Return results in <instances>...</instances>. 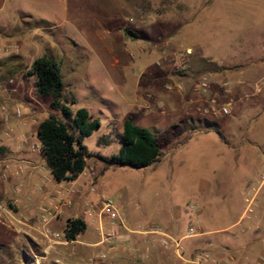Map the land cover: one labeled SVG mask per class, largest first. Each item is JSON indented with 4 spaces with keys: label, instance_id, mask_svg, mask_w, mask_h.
I'll use <instances>...</instances> for the list:
<instances>
[{
    "label": "rangeland",
    "instance_id": "obj_1",
    "mask_svg": "<svg viewBox=\"0 0 264 264\" xmlns=\"http://www.w3.org/2000/svg\"><path fill=\"white\" fill-rule=\"evenodd\" d=\"M140 13L147 15L148 23L158 19L148 32L140 28ZM125 27L135 34L122 31ZM161 29L164 35H159ZM178 32L187 37L181 47L168 41ZM259 34H264V0H0V241L7 244V255L17 261L24 242L28 247L32 244L34 259L40 264H90L88 259L104 249L92 245L99 236L86 218L87 228L76 242L49 243L48 253L43 252L45 238L36 229L43 204L33 218L16 201L25 192L27 172L36 168L49 175L37 138L38 123L49 113L65 121L61 109H51V96L37 92L35 77L29 74L32 61L43 55L60 66L64 84L61 102L72 114L86 108L100 122L97 130L83 138L88 154L83 172L73 181H61L56 189L80 186V204L101 195L113 198L131 229L157 224L180 237L198 220L204 226L201 231L208 233L182 240L185 259L196 252L213 255L207 238L221 241L228 235L226 231L242 230V238L250 241L256 224L253 220L264 216V203L254 199L248 207L241 189L250 181L254 187L264 185V163L255 160L252 147H248V159L238 160L219 142L215 126L218 124V131L223 126L225 132L234 133L239 126L247 130L260 124L264 127V110L257 115L253 108L240 113L228 108L223 114L219 112L223 101L214 96L194 111L195 107L182 101L175 106L164 104L159 94L175 103L181 92L172 85H199L201 81L219 85L218 80L212 83L207 73L198 70L203 67L201 62L216 71L224 61L237 60L239 52H253L256 48L251 40ZM12 55L21 59L12 60ZM191 55L201 59L193 62ZM212 99L218 112L210 109ZM253 114L257 120L248 121ZM189 116L209 118L214 124L198 127ZM126 117L157 136L177 125L159 161L143 168L105 167L102 157L116 154L122 144ZM193 130L197 131L190 135ZM2 138L16 151L27 146L34 152L37 166L19 160L20 153L9 154ZM201 181L209 183L204 210ZM169 214L177 215L170 228L163 223ZM145 245L150 246L145 264H190L142 233L124 231L114 250L135 248L140 262ZM232 254L234 251L227 256L230 261L236 259Z\"/></svg>",
    "mask_w": 264,
    "mask_h": 264
},
{
    "label": "crops",
    "instance_id": "obj_2",
    "mask_svg": "<svg viewBox=\"0 0 264 264\" xmlns=\"http://www.w3.org/2000/svg\"><path fill=\"white\" fill-rule=\"evenodd\" d=\"M146 16L147 15H142V13H140L139 21L141 23H139V25L141 24L140 28L145 29L148 32V29H151V27L156 25L153 22H157L158 19L154 21L151 20L152 22L148 23L145 19ZM136 22L137 21H134V24H136ZM123 30L124 28L122 29V31ZM182 31L185 32V29L183 28ZM164 34V31H162L161 29L159 31V35ZM174 37L172 36L168 39V41L170 42L171 40L172 42L178 43L180 47L183 46L184 41L187 40V37L180 33L179 35ZM253 38L254 39H252L251 42L256 48L253 52L252 50L248 52H239V58L237 60L232 62L224 61L222 64H220L221 67L216 71L207 69L206 67H204L205 64L203 63V61L201 62L203 67H200L198 70L207 73L208 79L212 80V83H216V81L218 80L219 85H207L205 89H202L199 88L198 85H190V83L184 82V85H180L182 87L181 90L177 88V85H172L174 89H176L178 92H181L179 99L174 103L170 99L163 98L162 94H159L160 101H162L164 104H172L174 106L177 103H180L179 101H182V104H185L186 106L187 104H189L193 107V109L195 107L194 111H196V106L198 109L200 105L206 103L211 97L215 96L217 99H221L223 101V105H227L229 111L231 112L233 111L235 113H240L248 110L249 108H253V111L255 113L257 111V115H259V111L264 110V34H259L258 36H255ZM189 57L191 60H193V62L199 61V59H201L199 55H191ZM161 72L165 73L164 71ZM167 88H169V86ZM262 114L264 116V111ZM257 117L258 116H254L253 114L248 118V121H253L255 119L257 120ZM187 118H192L194 120L203 119L205 117L189 116ZM245 128L239 126L237 128L238 131L234 133L225 132V127L221 126L219 130L220 134H218L217 136L218 140L226 147V149L232 151L233 154L237 156L236 158L238 160L245 161L246 159H248L247 156L250 155L248 147H252V151H254L253 153H255L256 155L255 160L260 163H264V127L262 126V124H260L258 126L252 127V130H247V128ZM195 131L197 130H193L190 135L195 134ZM2 141L3 144H5L7 150L9 149V154L20 153L22 157L19 158V160L21 159L23 161L33 163V165H35L34 167L37 166V164L34 162L35 154L27 146H21L20 149L18 148V150L16 151L13 149L10 142L5 138H2ZM184 142H182L181 144H183ZM11 158L12 160H17L14 155H12ZM0 162H2V160H0ZM45 168L48 170L49 175L40 173L39 169L36 168L31 169L24 175V177H26L24 189L25 192L16 199L17 202L23 204V209L26 210L27 213L31 215V217L32 215H34L33 218H35L36 209L38 208L40 203H42L43 206H47L50 211H53L57 208V206H59V201L57 200L60 197V194H58L59 189H56L54 186L61 182H58L53 178L46 164ZM0 170V173L3 174V167ZM252 184L253 183L251 181L246 182V184H244L246 187H244L243 185L244 188L241 189V194L250 195L251 193L252 197L255 200L257 199L260 202L264 203V185L261 186V183H259L257 187H254ZM208 187L209 183H207L206 181H201V183H199V193L203 197L202 199L206 202L205 204H203V210L208 206L207 200H205ZM81 191L82 190L80 186L75 189H68L67 193L70 194V197L73 200V204L71 207H59V212L56 214V216L52 217L49 223V226L52 230L61 231L65 226L67 218L77 217L81 214L82 204L77 201V196ZM53 197H57V199H54ZM204 215L209 217L208 212H206V214L204 212ZM176 217L177 215L169 214L165 219H163V223L165 224V226H168L170 228L175 225L174 220ZM84 220L87 222L86 219ZM253 221L256 224L254 226L255 228L253 229L252 234H250V241L242 238V230L226 231V234L228 235H226L225 238L223 237L221 241H216L217 243L214 242L213 238L206 237L211 241L209 243V246L212 247L211 250L213 256L221 259L223 264H259V256H264V216L259 215L258 218L254 219ZM201 225L203 226V224ZM207 233L208 231L203 230L201 232V235L204 236ZM72 241L76 242V239ZM44 242L45 247L43 249V252L48 253V250L52 245L49 244L48 240L46 239L44 240ZM142 248L144 249V252H142L141 256L144 258L140 260V262L137 261L136 256L139 254L136 253L135 248L120 247L114 251H111L108 254L107 259L98 264H113L114 262L120 260L125 262L126 264H139L141 262V264H145L146 261L149 260L148 255L150 252V246L145 245ZM29 249L31 250V252H33V254L35 253L33 251L34 249L32 248V244H29ZM230 251H234V254H232V257L236 258L234 261H230L229 258H227ZM35 264H40V262L36 259Z\"/></svg>",
    "mask_w": 264,
    "mask_h": 264
},
{
    "label": "trees",
    "instance_id": "obj_3",
    "mask_svg": "<svg viewBox=\"0 0 264 264\" xmlns=\"http://www.w3.org/2000/svg\"><path fill=\"white\" fill-rule=\"evenodd\" d=\"M127 34H135L129 28L123 30ZM19 61V55L10 56ZM20 64V63H19ZM35 77V88L41 95L51 96L50 107L56 111L61 109L65 121L54 113L41 120L37 125V138L40 142L44 162L53 178L60 181H73L85 168V157L88 156L83 138L100 127L97 118H93L84 107L76 109L74 114L61 102L64 89L60 66L46 55L36 57L29 69ZM198 127L208 128L214 121L203 118L194 119ZM176 124L170 125L159 136L146 127L136 124L131 117L123 120L122 144L116 154L102 157L105 167L109 165H127L143 168L157 161L163 154V148L175 136ZM195 129L196 127H191ZM218 131V124L215 126ZM87 223L80 217L66 219L64 231L67 240H75L84 232ZM7 244L0 241V264H35L33 252L24 242L19 248V256L14 261L8 253Z\"/></svg>",
    "mask_w": 264,
    "mask_h": 264
},
{
    "label": "built area",
    "instance_id": "obj_4",
    "mask_svg": "<svg viewBox=\"0 0 264 264\" xmlns=\"http://www.w3.org/2000/svg\"><path fill=\"white\" fill-rule=\"evenodd\" d=\"M186 53L190 54L191 50L186 49ZM206 86L207 85L205 81H201L198 85L199 88L203 89ZM177 88L180 90L182 89L180 85H177ZM215 103V100H210V109L213 113L218 112V109L214 105ZM219 112L223 114L228 113V106L222 105ZM16 115L18 117L21 116V111L19 109L16 110ZM94 190V187L90 186V191L93 192ZM67 192L68 189H59V198H61V196H63V198L57 199V197H53L54 199H57L59 201V206H57L56 209L50 211L47 206H42L39 212L38 225L36 226V229L39 230L44 238L52 244L68 243L70 241L65 238L64 228L61 231H54L49 226L52 217L56 216V214L59 212V207L72 206L73 200L71 197H69V194ZM245 200L247 201L249 207L252 205L254 198L252 197V195L248 194L246 195ZM191 208L195 209V206L192 205ZM80 216L82 217V219H88L99 236V239L92 245H102L104 247L103 250L95 253L88 259V262L90 264H97L99 261L106 260L108 254L116 248V245L122 237L124 231L127 233H142L145 235H149L152 239L157 240L161 246L172 249L175 254L184 262H188L190 264H223L221 260L217 259L207 251L196 252L190 259H185L182 256L184 254L182 240L188 237L195 236L202 232L201 224L198 220H193L188 225L184 235L180 237L171 235L170 233L161 229L157 224H151L143 229H131L126 224L125 218L119 213L118 206L114 199L105 195L98 196L95 200H84L82 203ZM258 263L264 264L263 255L259 256Z\"/></svg>",
    "mask_w": 264,
    "mask_h": 264
}]
</instances>
